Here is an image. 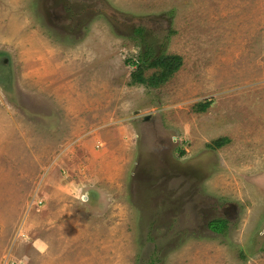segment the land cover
I'll list each match as a JSON object with an SVG mask.
<instances>
[{"label": "rangeland", "instance_id": "obj_1", "mask_svg": "<svg viewBox=\"0 0 264 264\" xmlns=\"http://www.w3.org/2000/svg\"><path fill=\"white\" fill-rule=\"evenodd\" d=\"M93 3L0 0V264H264V0Z\"/></svg>", "mask_w": 264, "mask_h": 264}, {"label": "trees", "instance_id": "obj_2", "mask_svg": "<svg viewBox=\"0 0 264 264\" xmlns=\"http://www.w3.org/2000/svg\"><path fill=\"white\" fill-rule=\"evenodd\" d=\"M140 38L144 40L143 33L140 34ZM152 52L149 50H144L140 55L138 61H132V64L136 66V69L133 70L131 74L130 85H145L150 87H159L166 83L171 77L177 73L180 67L183 65L182 57L179 55H165L164 53L151 55ZM154 69L155 72L148 77L147 71ZM208 106H203V110H206ZM226 142L225 138H221L217 141H214L210 145L213 149L222 148ZM228 221L224 219H219L212 221L209 224L211 231L222 234L227 229ZM150 264H155L154 262Z\"/></svg>", "mask_w": 264, "mask_h": 264}, {"label": "flooded vegetation", "instance_id": "obj_3", "mask_svg": "<svg viewBox=\"0 0 264 264\" xmlns=\"http://www.w3.org/2000/svg\"><path fill=\"white\" fill-rule=\"evenodd\" d=\"M41 4L47 13V17L55 20L56 24L60 23V25H57L58 27L75 26L78 28L79 34L82 33L84 27L89 25L94 16L93 13L90 14L95 7L93 0H41ZM167 160L166 157H161V161ZM156 161H158L156 157L151 159V162L155 163ZM162 166L164 167L163 164ZM172 166L171 164L170 168L174 170ZM203 167L199 166L196 169L201 171Z\"/></svg>", "mask_w": 264, "mask_h": 264}]
</instances>
